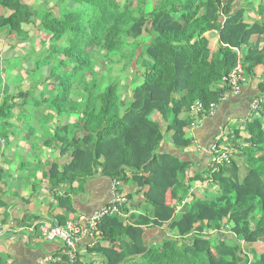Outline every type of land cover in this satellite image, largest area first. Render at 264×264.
<instances>
[{"label":"trees","instance_id":"16d2710c","mask_svg":"<svg viewBox=\"0 0 264 264\" xmlns=\"http://www.w3.org/2000/svg\"><path fill=\"white\" fill-rule=\"evenodd\" d=\"M70 1L72 11L57 15L51 9L34 10L23 0H0L5 10L0 14V36L22 40L38 28L42 38L48 36L40 67L52 60L45 82L54 88L43 85L40 97L48 99L58 114L80 113L76 122L54 130L53 139L67 145L71 159L61 168L53 164L51 185L101 174L119 181V191L133 208L131 194L123 192V181L132 178L149 208L147 213L132 210L127 217L100 219L88 249L101 257L95 263L79 254L70 262L60 254L49 264L247 263L242 244L264 242V108L245 123L243 145L237 139L233 142L244 164L232 156L218 170L208 169L212 195L193 193L194 181H203L204 174L189 177L191 162L161 152L158 146L168 133L176 146L190 145L185 129L192 118L183 115L196 101L219 104L221 95L231 94L218 84L238 62L246 78H254L260 68L258 88L264 95V24L247 22L237 0ZM260 11L264 17V4H259ZM210 33L218 35L216 47L211 46ZM138 37L148 38L138 42L143 69H135L140 81L126 102L119 94V81L96 72L95 65L101 59L112 62L114 55L129 63L136 54L126 55L124 48ZM12 98L3 93L0 120L13 113ZM68 197L58 196L61 208L69 209ZM188 197L190 201L177 211ZM149 224L165 227L169 235L144 243ZM223 230L233 238L219 237ZM0 264H7L1 255ZM251 264H264V252Z\"/></svg>","mask_w":264,"mask_h":264},{"label":"crops","instance_id":"0c3cea01","mask_svg":"<svg viewBox=\"0 0 264 264\" xmlns=\"http://www.w3.org/2000/svg\"><path fill=\"white\" fill-rule=\"evenodd\" d=\"M23 1L28 4L27 0ZM37 1L34 0L33 3H37ZM52 1L54 0H46L44 3L56 8L57 15H60L62 13L60 6L65 1L57 0L51 4ZM39 4L35 7H38ZM259 4H264V0H253L250 4L244 0L236 1V6H242L245 9L247 22L253 23L259 20L264 24L262 10L259 12ZM66 6L67 9H71L74 7V3L68 0ZM0 14H5V10L0 8ZM34 35H38L37 29L22 40L17 36L2 34L0 45L2 41L4 45L8 43L7 46L10 49H14L22 43L30 42L29 39ZM208 37L211 46L216 47L219 42L218 35L210 33ZM2 50L3 46H0V103L3 93L8 92L13 95L9 103L14 104V109L8 118L4 117L0 120V215L4 223L13 221L16 227L31 223L36 219H50L61 224L72 219L81 223L85 217L90 216L108 203L111 178L95 174L85 180L76 179L72 183H62L55 187L51 185L50 173L53 164L61 168L71 159L70 149L67 145L53 139L54 130L57 125L63 126L76 122L80 113L63 111L58 114L55 112L50 107L49 100L40 97V92L43 90L42 82H34L32 79L30 80L31 84L27 85L24 83L23 75H20L21 69L15 66V63L8 64L9 61H5L4 65L1 64ZM9 67L11 71H9ZM51 69L52 66H49L50 73ZM36 70L35 63L26 68L31 78ZM16 77L19 80L15 81L13 90L11 84ZM48 77L46 78L48 79ZM259 80L260 68L257 69L254 78L245 79L241 94H228L225 99L219 102L212 115L204 117L195 127L189 125L185 129V136L190 141L189 146H176L171 138V133L166 134L163 141L160 142L159 151L191 162L187 172L189 177L204 174L203 181H194L193 193L196 195L209 196L215 193L207 176L210 165V146L218 141L222 144L229 143L233 148L232 145L236 139L243 145L246 138L245 123L251 120L254 115L259 114V110L252 111L250 108L252 99L261 96L258 88ZM139 81L140 78L137 83ZM45 84H48V87L51 85L49 90L54 88L52 84L47 82ZM20 90L21 92H19ZM27 91H30L31 94L23 95ZM188 114L189 112H186L183 116H189L190 114ZM261 115L264 120V113ZM233 150V158L238 159V162L243 165V157L239 156L238 152L235 153V148ZM137 189L138 186L132 178H128L126 182L123 181V192L131 194V201L135 206L133 210L147 213L145 209L148 210L149 205L145 203L144 197L136 191ZM65 194L69 196V209L61 208L58 204V196ZM189 201V197L185 198L176 210L180 211ZM6 228L5 234L0 237V255L5 258L7 264H37L38 259L46 255L51 254L59 257L63 253V245L59 240L47 241L38 235H25L20 230L12 232L8 226ZM145 228L143 239L146 244L156 243L169 235L165 227L149 224ZM223 231L225 232L219 233V237L233 238L229 231ZM93 241L94 239L86 233L78 243L79 255L86 262L93 260L95 263L101 258L88 251L92 247ZM242 251L247 256L245 264H251L254 256L264 252V242L257 241L251 245L242 244ZM133 263L134 260H128L121 264Z\"/></svg>","mask_w":264,"mask_h":264},{"label":"built area","instance_id":"2783aa9c","mask_svg":"<svg viewBox=\"0 0 264 264\" xmlns=\"http://www.w3.org/2000/svg\"><path fill=\"white\" fill-rule=\"evenodd\" d=\"M246 79L243 67L240 62L225 76L222 80V84L227 86V92L238 95L241 94L243 89V83ZM226 98V93L220 96V101ZM218 106L217 102H211L208 106H205L202 102L196 101L192 104L189 110V114L192 118L190 122L191 127H195L206 116L212 115ZM250 108L252 111H258L264 108V95L257 96L252 99ZM210 153V165L209 169L218 170L220 165L228 163L231 160L232 153L228 147L224 145L218 146L217 143H213L209 148ZM210 176H209V180ZM119 181L111 179L110 182V197L108 203L101 209L93 212L90 216L85 217L80 223L78 220H67L63 224L54 222L50 219H36L31 223L23 226L16 227L13 221L4 223L0 215V237L3 236L8 228L12 232L19 230L25 235H38L47 241L59 240L63 245V253L67 256L70 262H73L78 257V243L83 234H88L95 239L98 231L96 225L102 217L105 215H120L127 217V215L133 210L130 205V200L119 191ZM127 209V210H126ZM60 257V256H59ZM53 255H46L43 258L38 259L37 264H49L50 262L58 259Z\"/></svg>","mask_w":264,"mask_h":264},{"label":"rangeland","instance_id":"374dc122","mask_svg":"<svg viewBox=\"0 0 264 264\" xmlns=\"http://www.w3.org/2000/svg\"><path fill=\"white\" fill-rule=\"evenodd\" d=\"M44 1L46 0H40V1L38 0L37 3H33L34 0H27L28 5H30V7L34 10L38 9V10H49L50 11L51 9L53 10V12L58 13L56 8H54L51 5L49 6L48 4L44 3ZM55 1L57 0L52 1L51 4H54ZM64 1L65 2L60 6L62 13L67 9L66 4L68 3V0H64ZM244 1H246L247 4H250L253 2V0H244ZM38 3H40L39 6L35 7ZM83 10L84 11L86 10V12L89 11V9H87L84 5H83ZM70 11H72V9L67 10V12H70ZM33 18L35 20L34 25L35 27L38 28L37 24H39V21L36 16ZM41 31L42 30L38 28L37 29L38 35L31 36L29 40L32 43L30 42L22 43L14 49H10L9 46H7L8 43L4 45V43L1 41L0 46H3L2 55H1L2 56L1 64L4 65L5 61H9L8 64L15 63V66L21 69L20 75H23L24 83L27 85L29 83L31 84L30 80L32 79H34V82H38V83L42 82L43 85H45L44 79L50 75L49 66H52V60L48 62V66L44 65L45 67L44 66L40 67V64L42 62L43 53L46 51V48L49 46V44L47 43V40H48L47 35H43L45 36V39L44 37L42 38V36L39 38V36L41 35ZM146 39L148 38L138 37L137 41H135L134 39L128 40L129 45H127L126 48H124V51H127L126 55H129L128 53L130 51L136 54V57L135 55H133V59H131L129 63L125 64L124 62L125 60H122L120 57L114 55L111 59L112 62H109L108 59L106 60L101 59V61L97 63V65H95L96 72L104 73L105 77L110 76L111 78H115L119 81L120 83L119 94L121 98L126 102L130 98L131 91L138 80V76H137L135 69L138 67L140 68V64L143 63L142 57L140 58L139 56V51L141 50L142 47L141 46L138 47V42H145L147 41ZM29 56L31 59L29 58ZM31 63L32 65L35 63V67L37 68V70L35 71L36 73L32 76V78L31 76L28 75V71H26L27 66L29 67L32 66ZM140 69H143V67ZM60 70L64 71L63 68H60ZM9 71H11L10 67H9ZM17 80H19L17 77L15 80H12V84H11L12 87L14 86L15 81ZM49 84H51L50 81H49ZM50 86L51 85H49V87ZM11 89L14 90L15 88L13 87ZM36 94L38 93L36 92ZM222 145H224L225 147H228L229 150L231 151V144L223 143ZM222 232H225V231H222Z\"/></svg>","mask_w":264,"mask_h":264}]
</instances>
